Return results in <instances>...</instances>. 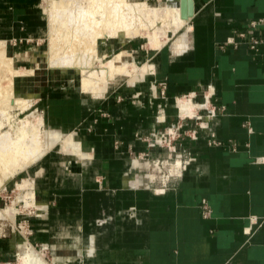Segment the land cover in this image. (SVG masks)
<instances>
[{
    "label": "crops",
    "instance_id": "crops-1",
    "mask_svg": "<svg viewBox=\"0 0 264 264\" xmlns=\"http://www.w3.org/2000/svg\"><path fill=\"white\" fill-rule=\"evenodd\" d=\"M193 1L171 50L149 52L130 86L70 94L33 68L64 130L48 128L63 152L31 177V240L48 264H264V26H249L264 0ZM42 2L0 0L6 45L44 37Z\"/></svg>",
    "mask_w": 264,
    "mask_h": 264
},
{
    "label": "bare ground",
    "instance_id": "bare-ground-1",
    "mask_svg": "<svg viewBox=\"0 0 264 264\" xmlns=\"http://www.w3.org/2000/svg\"><path fill=\"white\" fill-rule=\"evenodd\" d=\"M45 1L48 3L45 12L48 17L46 57L49 67L78 71L81 75L79 89L93 97L101 96L110 81L137 78L152 69L149 62L136 64L121 60L123 50L109 57L100 55L99 40L113 37L123 40L131 35H145L153 45L150 51L153 53L168 40L157 31H175L186 20L181 16L179 0L177 4L166 2L159 6L140 0ZM12 65V59L5 53V42L0 40V188L6 179L24 168L43 149L38 134V127L43 122L40 114H27L13 123L14 111L25 109L34 94L21 93L14 82L15 76L31 74L32 69L23 68L19 74ZM185 104L180 103L182 111L187 108ZM4 126L8 128L2 130ZM61 145L71 151L78 149L70 136H65ZM16 187L23 191L18 198L24 200V206H34L32 178H23ZM16 205L13 201L0 208V217L13 219L17 213ZM19 261L20 264H48L33 246H28L19 255Z\"/></svg>",
    "mask_w": 264,
    "mask_h": 264
},
{
    "label": "rangeland",
    "instance_id": "rangeland-1",
    "mask_svg": "<svg viewBox=\"0 0 264 264\" xmlns=\"http://www.w3.org/2000/svg\"><path fill=\"white\" fill-rule=\"evenodd\" d=\"M134 1V0H131ZM144 1L145 3H148L150 5L159 6L163 3H170V4H177V2L173 0H140ZM42 8L44 12V19L45 24L48 21V17L46 15L45 10L48 8V3L43 0L42 2ZM180 28V27H179ZM178 28V29H179ZM47 29V27H46ZM177 29V30H178ZM158 30L157 34L160 35L163 39L166 37V42L161 46L165 48L166 50H171V42L173 39L178 35L180 30ZM159 36V37H160ZM5 42L4 39H0ZM48 40V34L46 30V34H44V37L41 38V40H38L37 44H35L33 41L28 42H22L17 45H13L12 43H8L6 45L5 42V53L7 56H9L12 59V66L13 68L20 71L24 69H32L31 74H24V75H18L15 76L14 82L17 84L18 91L21 93H32L34 94L29 99L28 106L23 110H17L14 111L16 115L14 116L13 123H16L19 118L24 117L27 114H40L41 118L43 119V122L41 126L38 127V134L41 140V143L43 144L42 150L39 154L33 158L32 161H29L27 165H25L24 168L16 172L14 175L10 176L8 179L5 180L4 185L0 188V208H5L13 201L16 202V208L17 213L15 214L14 218L9 217H0V264H20V261L18 259V254H21L25 251V248L22 247L19 252L17 246H13L12 250L8 251L5 250V248L8 246H4L5 243H8V240L11 242V240H14V244L23 243L25 241H28L30 244L34 246L35 249L38 251H41V244L33 242L32 239V230L29 226V224L32 222L31 218L33 216H36V213L39 214L40 212H37L35 208H32L34 206H24V200H20L21 198H18V196L23 193V191L19 190L16 187L17 182H20L23 178L33 177V173L35 171V167L41 162L42 158L47 154H53V153H59L63 152L61 150V147L59 143L57 142V136L53 135L50 129H58L54 120L48 119L47 115L42 110L43 107V101L39 98V92L40 86L43 84L41 80L44 78L43 73H36L33 68H37V70H46L49 72H54L55 77L53 78L54 82V88L55 91H59L61 84L60 82H66L64 86L66 87L68 93H78L80 91L79 89V79L80 76L79 72L72 68H67L65 70H62L60 68H51L48 65L47 57H46V46ZM20 45L19 48H17ZM152 43L149 41L147 36L145 35H131L127 36L123 40H120L116 37L113 38H107L105 40H99L98 43V53L100 55L104 56H111L112 54L123 50L124 53L121 56V60L126 61L128 63H144L149 62L150 58L148 57L149 52L152 50ZM18 49V50H17ZM17 51H22L23 54H18ZM126 52V53H125ZM130 52V53H127ZM15 56V57H14ZM103 59H105V57ZM127 56V57H126ZM131 66V64H129ZM30 75V76H29ZM146 76V75H145ZM32 77V78H31ZM138 77V76H137ZM125 79V80H124ZM120 79L119 81H110L106 90L104 93L109 90H112L113 88H118L123 84H127L130 86L133 82L135 83V76L129 77L128 79L124 78ZM28 86V87H27ZM62 87V88H65ZM62 90V89H61ZM60 90V91H61ZM37 91V92H36ZM86 94L90 95V93L85 92ZM104 93L102 95H104ZM17 118V119H16ZM16 119V120H15ZM8 126H4L2 130H6ZM60 133H62L61 129H58ZM50 133V134H49ZM49 134V136H48ZM167 136V135H166ZM53 139V141H52ZM49 140V141H48ZM167 145H164V148ZM167 150V149H166ZM63 154V153H62ZM153 161V160H152ZM153 163V162H152ZM167 166V165H165ZM4 187V188H3ZM33 203H35V198ZM5 251V252H4ZM51 256L46 257V259L50 260Z\"/></svg>",
    "mask_w": 264,
    "mask_h": 264
},
{
    "label": "built area",
    "instance_id": "built-area-1",
    "mask_svg": "<svg viewBox=\"0 0 264 264\" xmlns=\"http://www.w3.org/2000/svg\"><path fill=\"white\" fill-rule=\"evenodd\" d=\"M249 26L250 28H255L257 26H264V18L263 17H260V18H255V19H252L249 21ZM241 37L245 36V32H241L239 34ZM249 46L251 48H255L256 47V44L259 42V39L258 38H255V37H251L249 40ZM162 87H165L164 85ZM164 93V91H162V94ZM207 210H204V213H206Z\"/></svg>",
    "mask_w": 264,
    "mask_h": 264
},
{
    "label": "water",
    "instance_id": "water-1",
    "mask_svg": "<svg viewBox=\"0 0 264 264\" xmlns=\"http://www.w3.org/2000/svg\"><path fill=\"white\" fill-rule=\"evenodd\" d=\"M181 8V16L187 20L194 14V1L193 0H179Z\"/></svg>",
    "mask_w": 264,
    "mask_h": 264
}]
</instances>
